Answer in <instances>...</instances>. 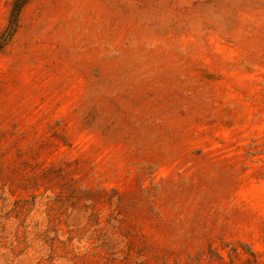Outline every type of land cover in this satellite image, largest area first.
I'll return each mask as SVG.
<instances>
[{
  "label": "rangeland",
  "instance_id": "1",
  "mask_svg": "<svg viewBox=\"0 0 264 264\" xmlns=\"http://www.w3.org/2000/svg\"><path fill=\"white\" fill-rule=\"evenodd\" d=\"M0 0V264H264V0Z\"/></svg>",
  "mask_w": 264,
  "mask_h": 264
},
{
  "label": "trees",
  "instance_id": "2",
  "mask_svg": "<svg viewBox=\"0 0 264 264\" xmlns=\"http://www.w3.org/2000/svg\"><path fill=\"white\" fill-rule=\"evenodd\" d=\"M27 0H18L16 3V13H18V11L20 10V8L22 7V5L26 2Z\"/></svg>",
  "mask_w": 264,
  "mask_h": 264
}]
</instances>
